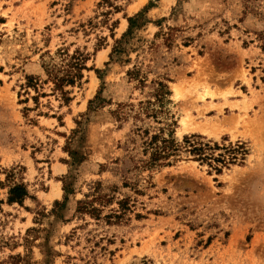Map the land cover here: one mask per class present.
Listing matches in <instances>:
<instances>
[{
  "label": "rangeland",
  "instance_id": "rangeland-1",
  "mask_svg": "<svg viewBox=\"0 0 264 264\" xmlns=\"http://www.w3.org/2000/svg\"><path fill=\"white\" fill-rule=\"evenodd\" d=\"M263 27L264 0H0V183L29 193L0 188V264H264ZM75 52L66 102L49 73ZM170 133L247 155L142 169Z\"/></svg>",
  "mask_w": 264,
  "mask_h": 264
},
{
  "label": "trees",
  "instance_id": "trees-1",
  "mask_svg": "<svg viewBox=\"0 0 264 264\" xmlns=\"http://www.w3.org/2000/svg\"><path fill=\"white\" fill-rule=\"evenodd\" d=\"M142 13L128 19L126 33L122 36L121 40L115 42V54L123 52V46L129 42L133 31L139 27L138 23L143 16ZM256 36L258 40L262 42V49L264 50L263 32L260 31ZM64 60L66 61L61 67H54L51 69L49 76L54 86L53 91L58 92L62 99L67 102L69 99L66 97L67 93L64 91V88L69 86L73 87L82 79V71L85 70L84 64L87 59L83 54L75 52L73 55L67 56ZM126 76L129 81L138 80V72L136 71L128 72ZM139 82L141 83L142 81ZM100 94L101 90L98 92L97 96L89 102L90 109H96L103 103ZM168 95L169 91L167 86L158 83L157 102L161 103V106L163 104V99ZM144 147V153H148V158L141 163V168L148 171L155 168L171 166L179 161L183 154H188L192 156L193 161L206 164L213 171L220 173L221 168L219 166L225 167L242 161L243 157L247 155L246 147L242 143L218 146L217 144L204 142L202 137L196 135L184 137L181 142H177L172 133L166 138L154 135L144 143ZM215 152L219 153L216 154ZM9 178L7 176L5 181L8 182ZM0 188H7L5 201L8 205H22L24 200L29 198L27 188L22 183H12V185L7 186L0 183ZM98 199H100V197L95 198V200ZM3 203L4 201L0 199V207ZM55 205L57 206L59 204ZM75 212L77 214H89L91 216H95L94 214L98 213V211L91 206V202L88 201L77 202Z\"/></svg>",
  "mask_w": 264,
  "mask_h": 264
},
{
  "label": "bare ground",
  "instance_id": "bare-ground-1",
  "mask_svg": "<svg viewBox=\"0 0 264 264\" xmlns=\"http://www.w3.org/2000/svg\"><path fill=\"white\" fill-rule=\"evenodd\" d=\"M56 194L58 193V192H55Z\"/></svg>",
  "mask_w": 264,
  "mask_h": 264
}]
</instances>
